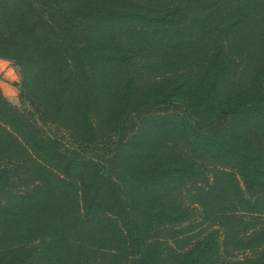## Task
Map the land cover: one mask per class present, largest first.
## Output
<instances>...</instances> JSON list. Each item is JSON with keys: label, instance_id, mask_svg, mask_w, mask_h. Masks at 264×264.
<instances>
[{"label": "trees", "instance_id": "16d2710c", "mask_svg": "<svg viewBox=\"0 0 264 264\" xmlns=\"http://www.w3.org/2000/svg\"><path fill=\"white\" fill-rule=\"evenodd\" d=\"M178 12L174 7L152 9L102 0H0V19L5 23L0 57L19 67L20 96L33 109L17 108L0 90V187L10 181L3 161L29 158L52 168L63 183L58 186L73 190V221L100 226L116 237L109 264H158L146 237L148 225L186 218L182 210L164 203L159 193L179 176H196L197 170L182 159L156 153L150 140L157 131H181L197 145L236 163L243 180V188L236 181V194L243 206H249L244 190H264V156L245 134L248 124H264V66L252 88L222 101L229 65L222 50H216L207 62L198 105L181 99L186 85L178 77L139 103L140 87L131 73L113 88L114 105L107 106L105 73L131 66L136 54L104 43L103 35L118 26L176 25ZM41 75L48 77L50 88L40 82ZM216 107L225 111L214 113ZM126 118L139 120L141 126L138 136L123 142L120 136L116 139V132ZM51 124L60 125L68 137L58 135ZM140 140L144 145H134ZM138 162L145 168L131 172L130 165ZM222 173L227 174L217 171ZM53 185L42 179L26 191H8L0 197V240L21 234L9 233L20 229L22 218L16 209L27 203L37 206L42 200L48 205L57 195ZM224 227L230 233L229 219ZM67 231L63 227L47 233L41 259L66 242ZM21 242L7 245L0 264L34 260L36 251H26ZM211 247L209 238H201L178 264H204ZM243 264H264V251Z\"/></svg>", "mask_w": 264, "mask_h": 264}, {"label": "rangeland", "instance_id": "374dc122", "mask_svg": "<svg viewBox=\"0 0 264 264\" xmlns=\"http://www.w3.org/2000/svg\"><path fill=\"white\" fill-rule=\"evenodd\" d=\"M102 1L135 3L152 9L174 7L180 13L176 25L118 26L103 35L104 43L136 54L131 66L110 68L105 73L108 107L114 105L110 96L113 88L131 73L140 87L139 103H143L144 97L152 96L159 86L178 77L184 79L186 85L180 98L198 105L203 82L208 76L207 62L216 50H222L229 65L222 101L243 95L258 82L257 77L264 66V0ZM4 27L5 23L0 19V31ZM9 61L16 73L17 81L13 82L16 95L11 99L1 87L0 90L12 105L32 111L30 103L20 96L19 67L13 60ZM40 82L50 88L47 76L41 75ZM213 111H225V107H216ZM51 126L58 135L68 137L60 125ZM140 126L139 120L126 118L118 127L116 139L120 136L123 142L133 140L138 136ZM245 131L264 156V124H248ZM144 143L135 142L134 145ZM150 145L161 157L182 159L197 170L196 176H179L159 193L164 203L182 210L186 218L179 222L161 221L148 225L146 237L158 264H178L185 252L204 237L209 238L212 245L204 264H243L264 251V190L250 193L244 190L249 206H243L246 204L236 194V181L243 188L241 169L236 163L197 145L181 131H157L152 135ZM3 163L9 169L10 181L0 187V197L8 191H26L42 179L54 184L57 195L48 200V205L51 202L49 207L42 200L37 206L27 203L16 209L21 213L20 229L12 228L9 233L21 234L0 240V253L7 245L19 240L26 251H36L30 264H109L116 237L100 226L92 228L73 221V190L65 184L58 186L63 183L53 176L52 168L29 158ZM144 168L142 162L130 165L131 172ZM219 170L227 174H217ZM65 182L70 183L69 180ZM255 202L257 204L253 206ZM24 218L28 220L24 221ZM226 219L231 223L230 233L224 227ZM63 227L68 228L69 238L62 246L47 251L46 258L41 259L40 252L48 241L47 233Z\"/></svg>", "mask_w": 264, "mask_h": 264}, {"label": "crops", "instance_id": "0c3cea01", "mask_svg": "<svg viewBox=\"0 0 264 264\" xmlns=\"http://www.w3.org/2000/svg\"><path fill=\"white\" fill-rule=\"evenodd\" d=\"M17 81L16 73L11 62L0 57V87L11 99L16 95V89L13 82Z\"/></svg>", "mask_w": 264, "mask_h": 264}]
</instances>
